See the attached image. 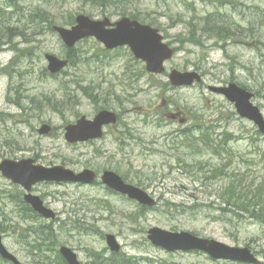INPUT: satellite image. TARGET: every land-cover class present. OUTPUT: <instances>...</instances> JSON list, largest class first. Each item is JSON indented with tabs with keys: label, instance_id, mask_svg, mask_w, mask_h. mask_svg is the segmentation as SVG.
Returning a JSON list of instances; mask_svg holds the SVG:
<instances>
[{
	"label": "rangeland",
	"instance_id": "rangeland-1",
	"mask_svg": "<svg viewBox=\"0 0 264 264\" xmlns=\"http://www.w3.org/2000/svg\"><path fill=\"white\" fill-rule=\"evenodd\" d=\"M232 1L237 8L248 12V18H251L249 12H255L254 8L258 6L257 19L252 20V25L248 23L250 29L259 28L257 36H246L245 42L249 37L264 43V0ZM20 3L25 12L33 9L57 24L63 23L73 13L94 15L100 12L99 7L90 0H20ZM125 3L123 10L128 14L135 9H161L153 6L157 5L153 1L147 5L145 0H141L139 5ZM214 6L213 3L199 1L196 4L199 17L206 15ZM103 10H108V6L103 7ZM40 38L42 41L34 40L29 44L33 49L26 50L17 64L0 67V158L31 153L33 157L49 164L65 162L74 169H80L89 163L98 169L110 168L126 176L133 184L147 189L158 199L157 209L146 212L138 208L135 201L115 195L106 196L100 188V207L98 201L94 203L98 196L95 190L78 189L77 186L60 188V191H65L68 195L65 199L67 205L74 198L83 199V207L90 208L93 212H89V215L94 216L84 229L86 233L79 235L76 232L71 235L72 238L60 234L61 242L75 247L87 261L94 251L106 253L104 236L112 233L122 245V253L137 258L139 264H226L212 262L205 255L191 252L168 253L154 247L147 239V231L152 226H159L172 231H191L230 244L249 245L257 252H262L264 260V223L244 216L232 225L229 221L231 213H221L215 209L223 201L220 194L224 187L229 186L232 181L236 186L233 190L250 191L255 201H264V135L257 132L254 123L247 119L234 117L232 122L226 121L230 124L228 131L232 134V140L227 144L228 155L222 159L212 155L210 151L197 153L195 149L201 148L200 145L182 135L170 134L182 126L166 117L172 112H182L183 117L194 121L190 125L196 122L199 125L217 118L218 115H234L233 105L221 96L212 95L206 87L198 84L188 88L172 87L170 83L166 85L167 73L172 67L183 69L187 65L188 69L193 68V65L200 66L205 83H218L233 78L245 85L255 92L254 104L264 114V46L261 45V50L256 55V49H246L244 45H229L227 53L232 58L229 60L223 51L207 48L211 41L201 38L200 41L204 42L195 46L193 42H187L188 37H182L179 45L182 51L177 53L172 63L167 64L164 75L149 77L146 74L141 75L138 81L133 77L126 81L125 69L128 63L131 70L135 68V63L130 60L127 51L112 53L113 57L116 56L114 59L101 56L99 62L100 58L96 55L102 49L93 39L78 45V62L69 67L66 74L57 77L45 76L42 70L46 66L43 55L50 51L63 54V48L57 34L53 32H47ZM16 39L25 40L22 35ZM175 45L178 47L177 43ZM80 51L82 59L87 60H79ZM254 55L259 60L254 59ZM9 57V54H0V63L5 65ZM107 62L110 64L105 65ZM214 62L218 64L215 66ZM78 82L81 86H76ZM89 84L92 85V91L100 94H104V90L111 91L106 96L110 104H114L112 98L115 95L119 96L123 105V108L118 105L121 121L125 124L130 122L133 134L128 146L119 149L115 144H108L105 148L95 150L81 145L71 146L64 140L63 126L74 120L76 113L89 114L94 110L95 104L91 96L83 92V87ZM127 89L131 93L129 99ZM66 91L69 95L62 107L57 98ZM88 91L92 93L90 89ZM46 97H51L52 103L58 104L60 110L49 108ZM17 101L23 110L15 104ZM153 114L157 115L154 119L158 117L159 121L151 119ZM43 122L52 125L51 135H40L37 132ZM201 160L202 163L208 161L211 166L221 169L220 177L216 176L217 171L212 174L215 175L213 178L205 181L198 167L208 166L193 164ZM0 186L9 188L7 180L1 174ZM46 190L51 191L53 188L48 187L44 189ZM50 200L54 208L61 210L67 207L63 201H54L53 197ZM222 205L224 206L223 203ZM97 212H101L108 220L97 222ZM0 220L4 226L9 224L3 217ZM5 235L7 246L15 251L22 262H26L27 258L23 256L27 254L26 250L14 242L17 236L16 226L13 230L8 228ZM29 263L36 264L31 259Z\"/></svg>",
	"mask_w": 264,
	"mask_h": 264
},
{
	"label": "water",
	"instance_id": "water-1",
	"mask_svg": "<svg viewBox=\"0 0 264 264\" xmlns=\"http://www.w3.org/2000/svg\"><path fill=\"white\" fill-rule=\"evenodd\" d=\"M77 22L78 25L73 27L72 30L59 29L62 37L69 45L75 43L79 38L88 35H95L100 41L104 42L108 48L128 44L137 58L143 59L147 62V69L150 72L156 73L163 72L164 61L172 57L173 51L170 50L166 44L162 43V37L158 35L155 30L136 21H131L128 18H124L117 22L116 28L113 29H107L105 27L108 24L107 19L101 22L92 21L89 17L81 15L77 18ZM49 60V67L54 72L66 64V62L59 61L52 56H49ZM170 78L172 82L177 85L191 84L195 78L198 81L201 80L200 76L194 72L180 73L178 71H173ZM211 89L225 94L230 101L235 102L240 115L254 120L260 126L262 131H264V119L259 112L258 107L253 106L250 102L252 97L250 92L234 83L227 87H211ZM108 120H114L113 114L102 112L95 124L99 126ZM86 130H91L94 134L96 133V130L89 128L87 122L80 120L77 125L68 127L67 137L71 141L83 139L85 138L84 133ZM45 131L47 130H42V132ZM27 168L28 166L23 162H15L12 160H4L2 164H0V169L3 170V173L6 176L12 178L15 182L22 183L27 188H29L30 184L40 180H73L86 182L93 177L89 171H84L75 175L72 171L65 170L62 167H38L34 170H29ZM104 181L110 186L129 194L130 197L138 199L142 203L153 204V201L144 191L124 184L122 180L112 172L105 173ZM37 209L44 211L41 205H39ZM149 238L154 244L163 246L168 250L202 249L209 252L214 258H230L257 262L254 256L246 248H231L220 242L196 237L188 232L177 233L153 228L150 230ZM108 242L113 250L119 249L114 236H108ZM0 251L4 255H10L1 244V239ZM62 252L71 264H78L74 253L70 249L62 248Z\"/></svg>",
	"mask_w": 264,
	"mask_h": 264
},
{
	"label": "flooded vegetation",
	"instance_id": "flooded-vegetation-1",
	"mask_svg": "<svg viewBox=\"0 0 264 264\" xmlns=\"http://www.w3.org/2000/svg\"><path fill=\"white\" fill-rule=\"evenodd\" d=\"M161 1L163 3L162 5L166 4L165 11L161 12L162 14L159 17V19L154 17V13L152 11H149V13L144 16V18L146 19L145 20L146 22H149L151 26L161 30L167 37L169 36L177 37V36H180L186 33H192L194 31V29L191 26H186V25L181 24L182 17L180 14L173 13V15H171V13L169 12L170 3L178 5V4L187 3L189 1H194V0H161ZM110 16L113 20H116L120 17V15H117V14H111ZM209 21H210V27H209L210 32L209 31L207 32L210 34L211 32L213 33L220 32L225 35H229V34L238 35L242 31H247V29H243L239 23L232 22L228 19H222V18L216 19L215 16H212V17L209 16ZM217 26L224 28V30H217ZM178 116H179V113L173 115V118H177ZM87 144L93 145L95 144V141H90ZM46 196L47 195L45 194L43 195V197H46ZM24 204L25 202L21 198L19 200V204L16 206L17 210L20 211L23 208H25L26 206H24ZM34 244H35V239H25V238L19 239V245L21 247H24V249L27 252V254L23 255L24 257L27 258V260L26 262L21 261V264H30L29 259L33 260L36 264H67L62 256L56 255L55 249L53 253H48V254L34 252ZM48 250L52 251L53 247H48ZM0 263L13 264L10 261H6L2 259L1 256H0Z\"/></svg>",
	"mask_w": 264,
	"mask_h": 264
},
{
	"label": "trees",
	"instance_id": "trees-1",
	"mask_svg": "<svg viewBox=\"0 0 264 264\" xmlns=\"http://www.w3.org/2000/svg\"><path fill=\"white\" fill-rule=\"evenodd\" d=\"M46 20L45 17H43V21ZM6 30H8L11 33H13V31L15 30V28H10V27H6ZM11 30V31H10ZM9 34V35H10ZM1 36V35H0ZM1 38V37H0Z\"/></svg>",
	"mask_w": 264,
	"mask_h": 264
},
{
	"label": "bare ground",
	"instance_id": "bare-ground-1",
	"mask_svg": "<svg viewBox=\"0 0 264 264\" xmlns=\"http://www.w3.org/2000/svg\"><path fill=\"white\" fill-rule=\"evenodd\" d=\"M218 28V27H217ZM11 31V30H10ZM210 32V31H209ZM33 256V255H32ZM56 258V257H55Z\"/></svg>",
	"mask_w": 264,
	"mask_h": 264
}]
</instances>
